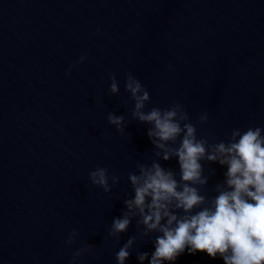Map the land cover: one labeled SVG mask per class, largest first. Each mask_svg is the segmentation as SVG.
I'll list each match as a JSON object with an SVG mask.
<instances>
[{
	"label": "water",
	"instance_id": "obj_1",
	"mask_svg": "<svg viewBox=\"0 0 264 264\" xmlns=\"http://www.w3.org/2000/svg\"><path fill=\"white\" fill-rule=\"evenodd\" d=\"M129 73L150 94L146 111L180 103L199 135L264 127V0H0V264H71L84 245L75 264H117L134 235L125 264L150 259L157 234L142 238L135 219L118 243L108 235L133 195L128 174L155 151L132 120ZM160 163L178 172L177 159ZM202 164L212 198L227 168ZM97 167L120 177L111 192L91 184ZM165 264L224 261L186 249Z\"/></svg>",
	"mask_w": 264,
	"mask_h": 264
},
{
	"label": "clouds",
	"instance_id": "obj_2",
	"mask_svg": "<svg viewBox=\"0 0 264 264\" xmlns=\"http://www.w3.org/2000/svg\"><path fill=\"white\" fill-rule=\"evenodd\" d=\"M85 59L81 57L77 63ZM110 80V94L116 95L119 86L115 75ZM125 91L134 104L132 120L149 126L147 135L155 151L150 164L137 163L136 172L128 174L133 195L124 200L125 210L113 219L108 235L118 243L134 219L137 227H142V238L156 233L154 252L150 259L149 253L140 252V264L146 259L149 264L174 262L186 249L193 254L205 252L213 259L219 256L224 264H264V127H237L217 140L199 135L180 103L146 111L150 94L131 73L127 75ZM107 120L118 132L125 131L123 115L109 112ZM207 121V113L199 116L200 125ZM173 158L178 161V172L160 163ZM202 162L227 168L212 198L202 194L209 180ZM89 180L109 193L120 177H109L108 168L97 167L89 173ZM78 235L73 230L65 243L73 244ZM136 240L137 236H131L119 248L117 264L129 259ZM91 251V245L77 249L71 264Z\"/></svg>",
	"mask_w": 264,
	"mask_h": 264
}]
</instances>
